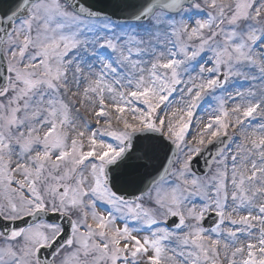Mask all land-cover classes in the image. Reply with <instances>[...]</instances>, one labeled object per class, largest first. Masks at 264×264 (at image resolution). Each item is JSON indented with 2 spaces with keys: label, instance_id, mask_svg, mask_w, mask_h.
<instances>
[{
  "label": "snow or ice",
  "instance_id": "snow-or-ice-1",
  "mask_svg": "<svg viewBox=\"0 0 264 264\" xmlns=\"http://www.w3.org/2000/svg\"><path fill=\"white\" fill-rule=\"evenodd\" d=\"M0 61V264H264V0H0Z\"/></svg>",
  "mask_w": 264,
  "mask_h": 264
},
{
  "label": "water",
  "instance_id": "water-1",
  "mask_svg": "<svg viewBox=\"0 0 264 264\" xmlns=\"http://www.w3.org/2000/svg\"><path fill=\"white\" fill-rule=\"evenodd\" d=\"M3 69H4L3 61H0V72H3ZM218 147H220V145H217L215 143L209 145L207 147V150H205L203 154L200 157H198L197 161L193 164L194 170H196L199 173H204L205 171H207V169L205 168V160L211 161V158L216 153ZM169 155H171V153H169ZM162 164H166V160L163 152L160 153L159 159L156 161V167H160ZM208 223H210V221L206 222V226Z\"/></svg>",
  "mask_w": 264,
  "mask_h": 264
},
{
  "label": "rangeland",
  "instance_id": "rangeland-1",
  "mask_svg": "<svg viewBox=\"0 0 264 264\" xmlns=\"http://www.w3.org/2000/svg\"><path fill=\"white\" fill-rule=\"evenodd\" d=\"M177 99H178V97H177ZM168 111L170 112L171 109H168ZM210 111H211V109H209L207 105H204L202 108H200L197 111V114L193 119V126L190 128L189 134L187 137V139L189 141H192L193 138L197 135V132L203 127V123L201 121H203L205 123L207 122ZM160 114L163 115L164 113L161 112ZM233 147H235V145H233ZM212 167L214 168L215 165L213 164Z\"/></svg>",
  "mask_w": 264,
  "mask_h": 264
}]
</instances>
